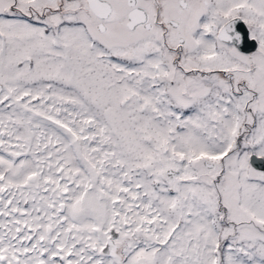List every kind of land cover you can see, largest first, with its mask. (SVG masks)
Here are the masks:
<instances>
[{
	"label": "snow or ice",
	"instance_id": "snow-or-ice-1",
	"mask_svg": "<svg viewBox=\"0 0 264 264\" xmlns=\"http://www.w3.org/2000/svg\"><path fill=\"white\" fill-rule=\"evenodd\" d=\"M0 264H264V0H0Z\"/></svg>",
	"mask_w": 264,
	"mask_h": 264
}]
</instances>
